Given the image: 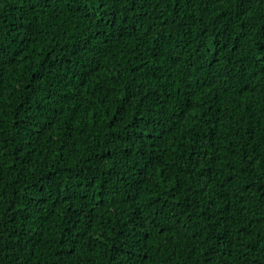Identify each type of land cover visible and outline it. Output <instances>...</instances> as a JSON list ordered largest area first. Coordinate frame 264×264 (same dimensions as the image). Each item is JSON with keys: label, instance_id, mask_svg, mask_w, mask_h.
Listing matches in <instances>:
<instances>
[{"label": "trees", "instance_id": "16d2710c", "mask_svg": "<svg viewBox=\"0 0 264 264\" xmlns=\"http://www.w3.org/2000/svg\"><path fill=\"white\" fill-rule=\"evenodd\" d=\"M0 264H264V0H0Z\"/></svg>", "mask_w": 264, "mask_h": 264}]
</instances>
